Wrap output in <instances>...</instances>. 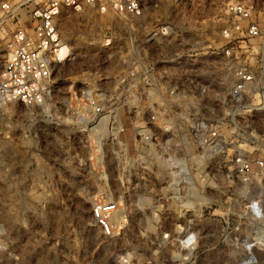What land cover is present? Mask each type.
Returning <instances> with one entry per match:
<instances>
[{
  "label": "built area",
  "instance_id": "built-area-1",
  "mask_svg": "<svg viewBox=\"0 0 264 264\" xmlns=\"http://www.w3.org/2000/svg\"><path fill=\"white\" fill-rule=\"evenodd\" d=\"M87 7L120 21L104 27L101 53L55 108L81 134L68 138L89 153L76 151L80 161L106 181L96 193L114 192L107 161L126 179L121 195L205 193L194 180L232 174L254 189L264 174V0H226L207 15L195 0H0V24L25 9L5 45L0 102L55 104L56 71L70 57L59 18ZM256 193L242 209L239 250L229 252L236 264H264ZM116 206H92L104 235Z\"/></svg>",
  "mask_w": 264,
  "mask_h": 264
},
{
  "label": "rangeland",
  "instance_id": "rangeland-1",
  "mask_svg": "<svg viewBox=\"0 0 264 264\" xmlns=\"http://www.w3.org/2000/svg\"><path fill=\"white\" fill-rule=\"evenodd\" d=\"M225 1L195 0L196 11L207 15ZM23 13L0 24V69ZM111 20L120 21L88 7L65 9L59 27L70 57L56 71L55 104L0 102V264H236L229 252L233 246L239 250L242 209L256 192L264 199V174L249 191L232 174L227 180H194L192 186H206L205 193L121 195L126 179L107 161L103 166L114 192L99 195L106 181L96 164L80 161L76 151L89 154L81 144L68 141L81 134L55 107L101 53L100 39ZM102 200L117 203L112 235H104L93 218L92 206Z\"/></svg>",
  "mask_w": 264,
  "mask_h": 264
},
{
  "label": "bare ground",
  "instance_id": "bare-ground-1",
  "mask_svg": "<svg viewBox=\"0 0 264 264\" xmlns=\"http://www.w3.org/2000/svg\"><path fill=\"white\" fill-rule=\"evenodd\" d=\"M100 18H101V17H100ZM64 22H65V21H64ZM87 43H88V42H87ZM84 44H85V42H84ZM65 45H66V46H65L64 49H63L64 52H65V50L68 48V45H67L66 43H65ZM85 45H87V44H85ZM85 45H84V46H85ZM92 45H93V44H92ZM88 46H89V45H88ZM88 46H87V48H88ZM89 48H90V46H89ZM3 149H4V148H3ZM5 150H6V148H5ZM7 152H8V151H7ZM2 157H3V156H2ZM5 157H6V156H5ZM0 161H1V160H0ZM116 217H117V219L121 218V216H120V217H119V216H116ZM130 264H131V263H130Z\"/></svg>",
  "mask_w": 264,
  "mask_h": 264
}]
</instances>
